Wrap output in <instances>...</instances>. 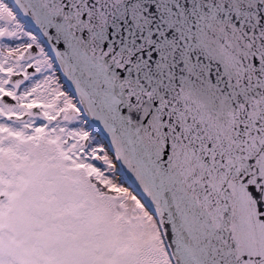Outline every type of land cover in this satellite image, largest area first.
Masks as SVG:
<instances>
[{
    "label": "snow or ice",
    "instance_id": "obj_1",
    "mask_svg": "<svg viewBox=\"0 0 264 264\" xmlns=\"http://www.w3.org/2000/svg\"><path fill=\"white\" fill-rule=\"evenodd\" d=\"M0 264H264V0H0Z\"/></svg>",
    "mask_w": 264,
    "mask_h": 264
}]
</instances>
